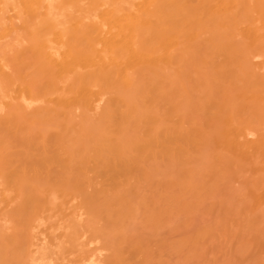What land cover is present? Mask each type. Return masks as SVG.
Segmentation results:
<instances>
[{
	"label": "bare ground",
	"instance_id": "6f19581e",
	"mask_svg": "<svg viewBox=\"0 0 264 264\" xmlns=\"http://www.w3.org/2000/svg\"><path fill=\"white\" fill-rule=\"evenodd\" d=\"M45 202L43 264H264V0H0V264Z\"/></svg>",
	"mask_w": 264,
	"mask_h": 264
},
{
	"label": "rangeland",
	"instance_id": "374dc122",
	"mask_svg": "<svg viewBox=\"0 0 264 264\" xmlns=\"http://www.w3.org/2000/svg\"><path fill=\"white\" fill-rule=\"evenodd\" d=\"M56 195H57V194H55V195H53V196H55V197L58 198L59 196H56ZM53 196H52V197H53ZM50 198H51V197H48V198H47V199H48V202H50V205H53V202H54V201H53L52 199H50ZM57 198H56L55 203H59V204L61 203L60 205L64 206V208H65V205H64V203H63V202H64V199H63L62 197H61V198H58V199H57ZM62 199H63V200H62ZM50 200H52L53 202H51ZM57 200H58V202H57ZM59 200H60V202H59ZM46 202H47V201H46ZM46 202H45V205H47L46 207L49 206V208H46L45 206H44V207H45L47 210L50 209L51 207H53V206L48 205V203H46ZM55 203H54V204H55ZM59 204H58V206H59ZM56 205H57V204H56ZM59 207H60V206H59ZM46 209H45V210H46ZM51 209L53 210V208H51ZM54 209H55V211H56L57 213H58V212L61 213V211H62V209H61V208H57V206H56V207L54 206ZM56 209H59V210L57 211ZM45 210H44V211H45ZM47 210H46L45 213H47L48 215L46 214V216H44L45 213H42V214L40 215L39 219H43V220H40V222L38 221V222H37V223H38V224H37V225H38V228H37V226H36V227L33 229V233L36 232V233H34V235L37 234L36 237H35V236L32 237V238H34L33 241H35L36 246H35V245L33 246V243H34V242H33L32 245H31V246H33V247H30L31 249H32V248H33V249L36 248L37 250H39V252H40V251L42 252V251L44 250L43 248L45 247L44 253H45V251L47 250V246H48V245H50V246H49L50 248H51L52 246L55 245V244H54V245H51V244H53V241H54V240H51L52 237H49V236H53V235H50V233H52V234L55 233V234H56V233L58 232V230H59V232H60V231H61V228H62V224H60V225H61V228H59L60 226H58L59 224L57 223V224H58V225H57L58 229H54L55 227L52 229V226L50 225V226H51V228H50V226H47V223H48V224H53V222L55 221V218H54V217L60 219V220H59V223H60L61 220L64 219V218L66 217L65 215L67 214V212H62V215H64L63 218H62L61 214L58 213L59 215H57L55 211H52V210H50V211L48 210V211H47ZM60 210H61V211H60ZM64 211H65V209H64ZM66 211H67V210H66ZM55 214H56V215H55ZM51 216H53L52 219H53L54 221H52V219H51V220L47 219V217H48V218H49V217L51 218ZM58 216H59V217H58ZM60 216H61V217H60ZM48 221H51L52 223H51V222L49 223ZM56 221H57V220H56ZM57 222H58V221H57ZM40 223H41V224H40ZM42 223H43V224H42ZM54 223H56V222H54ZM2 225L5 226L6 224L2 223ZM42 225H43V226H42ZM41 226H42V227H41ZM55 226H56V224H55ZM47 228H48V229H47ZM49 228H50L51 230H49ZM48 230L51 231V232H48ZM53 230H54L55 232H54ZM38 231H39L40 234L37 233ZM56 231H57V232H56ZM48 234H49V235H48ZM57 234H58V233H57ZM57 234H56V235H57ZM56 235H55V238H56ZM37 237H38V238H37ZM39 237H42V238H39ZM53 239H54V237H53ZM50 240H51L52 243L50 242ZM43 241H44V245H45L44 247L42 246V244H43L42 242H43ZM38 242H39V244H38ZM40 242H41V243H40ZM47 242H48V244H47ZM35 243H34V244H35ZM54 243H55V241H54ZM46 244H47V246H46ZM39 245H40V247H37V246H39ZM42 247H43V248H42ZM53 248H55V246H54ZM53 248H51V249H53ZM33 249H32V251H31L32 253H30V254H32V256H33L32 259H33V260H34V259L37 260L39 257L42 259V256H40L41 253H40V254L38 253V254H39L38 258H34L35 255L37 256V252H38V251H37L36 249H34V250H33ZM35 250H36V251H35ZM53 250H55V249H53ZM33 251H34V252H33ZM66 252H67V253H68V252L71 253L70 251H66ZM66 252H65V254H66ZM97 252H98V251H96L95 255H97V254H100V255H101V254L103 253V252H99V253H97ZM65 254H64V255H65ZM64 255H63V256H64ZM69 255H70V254H69ZM71 255H72V254H71ZM71 255H70V256H68V254L65 255V256H68V259H67V257H66V259H65V257H64V259L62 260V263L64 264V263L66 262V264H73V260L75 259L74 257H76V256L73 257V255H72V256H71ZM75 255H76V253H75ZM95 255H93L92 258H91L90 260L96 258ZM32 256H31V257H32ZM35 260H34V261H35ZM39 260H40V259H39ZM42 260H43V259H42ZM46 260H47V259H44V261H46ZM44 261H38V260H37V262H35V263H36V264H37V263L39 264V262H41L40 264H43L42 262H44ZM49 261H50V260H49ZM53 261H54V262H53ZM47 262H48V261H47ZM50 262H51L50 264H56L55 260H53V259H52ZM31 264H32V263H31ZM45 264H46V262H45ZM47 264H48V263H47Z\"/></svg>",
	"mask_w": 264,
	"mask_h": 264
}]
</instances>
